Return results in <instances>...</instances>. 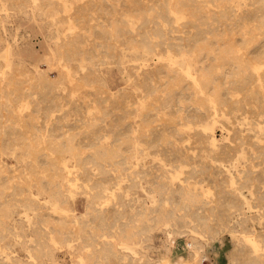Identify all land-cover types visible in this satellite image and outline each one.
Masks as SVG:
<instances>
[{
	"label": "rangeland",
	"instance_id": "obj_1",
	"mask_svg": "<svg viewBox=\"0 0 264 264\" xmlns=\"http://www.w3.org/2000/svg\"><path fill=\"white\" fill-rule=\"evenodd\" d=\"M54 263L264 264V0H0V264Z\"/></svg>",
	"mask_w": 264,
	"mask_h": 264
},
{
	"label": "bare ground",
	"instance_id": "obj_2",
	"mask_svg": "<svg viewBox=\"0 0 264 264\" xmlns=\"http://www.w3.org/2000/svg\"><path fill=\"white\" fill-rule=\"evenodd\" d=\"M181 188V187H180ZM188 191V190H187ZM190 192V191H189ZM193 192V191H192ZM192 194V193H191ZM196 194V193H195ZM192 197H193V195H192ZM16 258H20L19 256H15ZM54 264H56V263H54Z\"/></svg>",
	"mask_w": 264,
	"mask_h": 264
},
{
	"label": "built area",
	"instance_id": "obj_3",
	"mask_svg": "<svg viewBox=\"0 0 264 264\" xmlns=\"http://www.w3.org/2000/svg\"><path fill=\"white\" fill-rule=\"evenodd\" d=\"M183 248V247H182Z\"/></svg>",
	"mask_w": 264,
	"mask_h": 264
}]
</instances>
